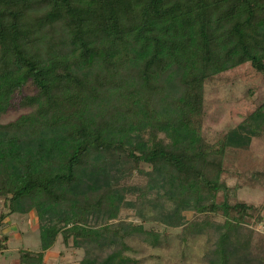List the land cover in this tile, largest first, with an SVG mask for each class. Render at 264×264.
Masks as SVG:
<instances>
[{
  "label": "trees",
  "instance_id": "obj_1",
  "mask_svg": "<svg viewBox=\"0 0 264 264\" xmlns=\"http://www.w3.org/2000/svg\"><path fill=\"white\" fill-rule=\"evenodd\" d=\"M243 63L264 77V0H0V113L29 107L0 122V251L3 219L34 211L39 250L16 264H58V236L79 264H134L125 239L155 246L185 210L211 263L264 264L260 207L221 177L264 137V101L213 142L202 130L204 84Z\"/></svg>",
  "mask_w": 264,
  "mask_h": 264
},
{
  "label": "rangeland",
  "instance_id": "obj_2",
  "mask_svg": "<svg viewBox=\"0 0 264 264\" xmlns=\"http://www.w3.org/2000/svg\"><path fill=\"white\" fill-rule=\"evenodd\" d=\"M264 101V77L257 73L249 63H243L233 69L218 74L212 81L204 84L203 122L202 130L209 142H213L226 130L234 127L246 115L251 113ZM29 107L15 106L5 113H0V122L15 118ZM264 170V137L252 136L249 147L243 150L230 149L225 154L224 171L221 174L226 184L238 188L229 193V201L242 200L260 207L264 217V178L254 173ZM256 175L255 185L250 184V177ZM223 198L219 191L217 199ZM0 211H7L2 205L0 197ZM153 211L147 209L144 214L150 215ZM122 218L138 220L132 210H123ZM181 222L191 220V211L183 210ZM214 221L221 222V217H214ZM182 224L166 229L163 236L160 226L156 222H144L143 228L153 227L161 235L157 245H151L144 240L140 233H134L125 240L130 246L126 253L136 261L134 264H213L211 263L212 236L205 230L193 226L182 233ZM176 223V222H175ZM1 233L7 238L3 241L4 249L0 251V264H16L17 250L21 247L33 251L39 250V236L36 214L31 211L26 214L12 213L1 222ZM256 234L251 239L252 246L256 240L264 241V220L257 224L247 223ZM64 244L58 236L56 242L45 253L46 262L58 264H79L83 255L82 249H75Z\"/></svg>",
  "mask_w": 264,
  "mask_h": 264
}]
</instances>
